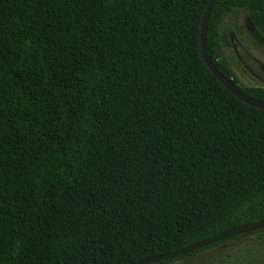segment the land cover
I'll list each match as a JSON object with an SVG mask.
<instances>
[{
	"label": "trees",
	"instance_id": "trees-1",
	"mask_svg": "<svg viewBox=\"0 0 264 264\" xmlns=\"http://www.w3.org/2000/svg\"><path fill=\"white\" fill-rule=\"evenodd\" d=\"M209 0H0V264H135L264 220V110L203 60ZM264 0H217L224 17ZM236 235L152 264L193 256Z\"/></svg>",
	"mask_w": 264,
	"mask_h": 264
},
{
	"label": "rangeland",
	"instance_id": "rangeland-1",
	"mask_svg": "<svg viewBox=\"0 0 264 264\" xmlns=\"http://www.w3.org/2000/svg\"><path fill=\"white\" fill-rule=\"evenodd\" d=\"M263 16L238 8L228 13L221 31L229 34L220 58L243 86H264V43L252 31V21ZM167 264H264V233L227 240L197 254Z\"/></svg>",
	"mask_w": 264,
	"mask_h": 264
},
{
	"label": "water",
	"instance_id": "water-1",
	"mask_svg": "<svg viewBox=\"0 0 264 264\" xmlns=\"http://www.w3.org/2000/svg\"><path fill=\"white\" fill-rule=\"evenodd\" d=\"M217 0H209L208 5L206 7L205 13L202 18V23H201V33H200V45H201V52H202V57L208 68L211 70V72L214 74V76L226 87L228 88L234 95H236L240 100L243 102L264 110V101L260 99L253 98L243 92L233 81L232 79L228 78L225 76L217 67L216 63L212 61L211 57L209 56L208 53V48H207V29H208V21L210 18V15L212 13V10L214 8L215 3ZM259 229H264V220L262 221H257L249 224H244L238 227L231 228L229 230L220 232L216 235L210 236L208 238H205L203 240L197 241L195 243H192L188 246L158 254V255H153L150 257H147L145 259H142L138 261L135 264H152V263H157L161 261H166L178 257H182L188 253H191L193 251L202 249L206 246L212 245L214 243L223 241L225 239L234 237L236 235L240 234H245L249 233L254 230H259Z\"/></svg>",
	"mask_w": 264,
	"mask_h": 264
}]
</instances>
